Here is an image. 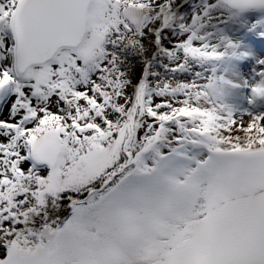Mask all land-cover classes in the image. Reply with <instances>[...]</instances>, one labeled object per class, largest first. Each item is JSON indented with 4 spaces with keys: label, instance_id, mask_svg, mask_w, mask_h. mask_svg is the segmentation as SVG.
Here are the masks:
<instances>
[{
    "label": "snow or ice",
    "instance_id": "1",
    "mask_svg": "<svg viewBox=\"0 0 264 264\" xmlns=\"http://www.w3.org/2000/svg\"><path fill=\"white\" fill-rule=\"evenodd\" d=\"M187 2L0 0V264H264V33L257 82L162 84L240 47Z\"/></svg>",
    "mask_w": 264,
    "mask_h": 264
},
{
    "label": "bare ground",
    "instance_id": "2",
    "mask_svg": "<svg viewBox=\"0 0 264 264\" xmlns=\"http://www.w3.org/2000/svg\"><path fill=\"white\" fill-rule=\"evenodd\" d=\"M205 2L206 0H188V2L183 7H180L178 11V5H174L172 12L175 13V18L172 28L168 30L169 36L173 39H183L178 25L180 23H190L194 11L200 12L205 7ZM236 2L242 6L240 10H234L227 5H222V8L226 9L224 11V19L227 22L215 26L217 36L213 39V43L219 42L221 36H227L231 37L238 45H240V47L230 48L228 50L229 55L224 59L217 61H208L204 58L194 59L191 56L185 57V54L181 50L177 53V56L181 59H186V63L185 68L182 70V75L178 76H173L170 71H166L161 67V62L170 66L174 65L177 62L176 57L170 59L167 54L161 52L157 60L153 61V70L160 72L161 75L159 79L162 84L169 80H172L173 82H175V80L190 81L194 78L199 82L200 78L195 76L197 71L201 72L203 75H209L212 74L213 70L215 71L216 76L223 75L227 80L243 84L245 78L241 77V73H239L243 64H245L247 68H250V70H248L249 82H257L258 78L255 76L253 69L259 71L260 67L256 64V59L260 58V33H264V7H256L258 5L257 0H236ZM157 11H159V9H157ZM169 15H171V13H169ZM181 15L184 17L183 20H180ZM257 21H259V23H257ZM173 28L175 29V34H173ZM208 30H213L212 24H209ZM244 50L249 53L248 56L242 54ZM153 51H155L154 48L150 49L147 53L149 59H151ZM233 53H235V55H233ZM140 67L142 68V65ZM230 76L235 77L231 79ZM151 79L157 78L152 77ZM224 92L226 93L225 99L229 103L237 106L247 105L246 97L249 95L250 89L247 90L245 87L237 88L225 84ZM259 103L264 105V100H260Z\"/></svg>",
    "mask_w": 264,
    "mask_h": 264
},
{
    "label": "rangeland",
    "instance_id": "3",
    "mask_svg": "<svg viewBox=\"0 0 264 264\" xmlns=\"http://www.w3.org/2000/svg\"><path fill=\"white\" fill-rule=\"evenodd\" d=\"M256 7H260L259 5H257ZM254 10V9H253ZM245 51V50H244ZM246 68V69H245ZM248 70H250V68H247L246 67V65L245 64H243L242 65V67H241V69L239 70V73H241V77H243V78H247L248 80H249V78H248V75H249V72H248ZM231 77V79L232 78H234L233 76H230ZM247 90H248V88H247Z\"/></svg>",
    "mask_w": 264,
    "mask_h": 264
}]
</instances>
